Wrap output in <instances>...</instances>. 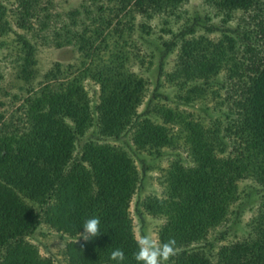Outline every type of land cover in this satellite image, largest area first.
I'll return each mask as SVG.
<instances>
[{
	"label": "trees",
	"instance_id": "obj_1",
	"mask_svg": "<svg viewBox=\"0 0 264 264\" xmlns=\"http://www.w3.org/2000/svg\"><path fill=\"white\" fill-rule=\"evenodd\" d=\"M14 1L15 24L27 33L39 0ZM91 1L69 10V23L51 41L55 48L75 47L78 65L55 62L36 86L35 46L13 33L16 79L28 88L12 96V104H20L8 117L0 112V264H54L28 240L40 227L68 239L60 251L66 264H116L110 259L116 248L125 253L124 264H135L130 202L146 171L171 153L162 170V196H148L134 208L141 223L139 208L162 220L160 242L176 240L169 264H264V0H202L223 16L222 24L236 12L250 14L247 29L223 28L192 13L178 32L163 30L169 37L150 56L159 61L155 90L163 75L176 91L175 103L140 113L146 79L129 69L133 57L126 46L131 32L149 35L150 28L143 22L134 27L133 20L173 14L191 0ZM11 32L0 0V47ZM215 32L217 40L209 37ZM172 53V68L163 72ZM85 81L97 87L95 100ZM1 82L0 73V94ZM206 95L220 100L207 123L180 108L203 104ZM159 97L168 99L153 92ZM91 130L97 139L85 138ZM128 133L135 151L151 158L149 166L140 163V172L123 148L105 142ZM253 206L247 235L223 244L226 231L219 228L231 224L237 230ZM93 216L100 219V234L78 239Z\"/></svg>",
	"mask_w": 264,
	"mask_h": 264
},
{
	"label": "rangeland",
	"instance_id": "obj_2",
	"mask_svg": "<svg viewBox=\"0 0 264 264\" xmlns=\"http://www.w3.org/2000/svg\"><path fill=\"white\" fill-rule=\"evenodd\" d=\"M3 5L6 7V15L10 21L11 25V33L8 36L1 38L2 46L0 47V73L2 74V82H1V94H0V102L3 104L0 106V112H2L6 117L20 104L17 102L16 104H12V96L13 95H21L24 92L25 88H28L27 85H24L21 81L16 79V70H17V46L14 40L13 33L17 34H25L26 38L35 46V58H36V76L32 81L31 85L36 86L41 80V76L45 73L51 66L57 62L60 63L63 67L67 65H78L79 56L75 47L73 46H64L61 48H55L52 44V40L54 38L53 32L57 31L62 25L69 23L67 18V13L69 10L73 8L79 7L81 3L85 5H91V0H39L38 13L37 18L34 20H30L31 29L25 33V31L19 29L15 24V19L17 16L18 5L14 0H1ZM94 3L97 5L109 6L106 0H95ZM43 8H46V11H42ZM90 9L92 11L95 10V6H91ZM192 13H198L201 17L207 16L211 19V23L215 25H219L224 28H234L237 25L244 26L246 29L248 28L247 24L250 23V14L236 12L233 14V17L226 22L225 24L221 23L222 15L216 14L214 10L206 6L202 0H191L187 3L182 4L176 10L173 11V14H160L154 16L151 20H145L136 16L133 20L134 27L139 23H145L149 28V35L141 34L138 31L131 32L128 37V44L126 49L129 51L130 62L129 69L142 76L146 79V94L141 106L138 108V113L148 110L149 108L154 107V105H169L173 107V103L175 98V89L171 87L170 84L165 82V77L163 75L160 76L159 79V88L155 90L156 85V76H157V68H158V59L151 58V53L154 52V46L159 45L163 40H167L169 35L163 30L170 29L172 32H178L184 19L189 17ZM45 15H48V19L44 18ZM96 15L94 14L92 16ZM50 17V18H49ZM38 19V20H36ZM38 21V22H37ZM43 21L47 23L48 28L44 30H39V23ZM85 22L82 19V22ZM126 21V18L123 19V22ZM89 23V20L86 21ZM250 25V24H249ZM249 29H253V26H250ZM201 33V32H200ZM141 35V39L139 40L138 36ZM213 40H217L219 37L218 33L210 34L209 36ZM159 38L161 41H159ZM137 55V58H143V62L140 63L139 60L134 58L133 55ZM175 59V53L169 54L163 60V72H168L171 70L173 62ZM149 61L150 64H149ZM84 86L86 91L88 92L89 98L91 100H95L97 97V87L94 86L91 82L85 81ZM157 92L161 95H165L168 99L164 98H152L153 92ZM220 101L216 98L214 99L212 95H206L205 101L203 104L197 103L193 107H180L189 111L193 114H200L203 117L204 123L208 122V113H211V109L216 106V103ZM216 108V107H215ZM222 108V107H221ZM206 109V113L202 112ZM152 114V113H151ZM92 132L89 131L87 138L97 139L96 134H90ZM110 144L120 146L123 148L133 159L136 167L139 172L141 171V162L143 161V165L149 166L151 163V158L147 155V153H140L135 151L132 141L131 134L122 135L117 140H107ZM181 157L185 156V153L182 151V147L178 149ZM167 153H171L170 151ZM171 153L168 157H163L160 162L154 163L157 167L152 170L146 171L145 176L142 180L141 187H139L130 202L129 206V214L132 221L133 233L135 239H137L138 235L142 232L144 234H150L154 239L157 238L156 231L158 227L162 224V220L160 218H154L152 216L147 215L141 208L140 213L142 215L143 223L139 221L135 214V204L142 202L148 196H156L161 197L163 194V187L161 185V177L162 170H164L167 166L168 160L171 159ZM256 211V206H253L251 209L247 208L244 210L243 215L239 219L240 228L237 230L233 228L231 224H229L228 228L222 225L219 228L222 231H226L224 234L225 240L222 242L228 243L230 241L240 239L243 236L247 235L246 224L254 215ZM225 227V228H223ZM217 237V236H215ZM29 242L34 244L39 251V254L45 257H50L54 264H66L63 258L60 255V251L63 248L65 242L68 240L65 237H60L52 230H48L45 227H40L37 229L29 238Z\"/></svg>",
	"mask_w": 264,
	"mask_h": 264
},
{
	"label": "clouds",
	"instance_id": "obj_3",
	"mask_svg": "<svg viewBox=\"0 0 264 264\" xmlns=\"http://www.w3.org/2000/svg\"><path fill=\"white\" fill-rule=\"evenodd\" d=\"M83 233H78V239L89 241L100 234L99 217H90L83 222ZM137 249L133 253L135 264H169V261L177 254V243L174 238L165 242L154 239L150 234L140 233L136 239ZM110 259L116 264H124L125 253L116 248L110 254Z\"/></svg>",
	"mask_w": 264,
	"mask_h": 264
}]
</instances>
